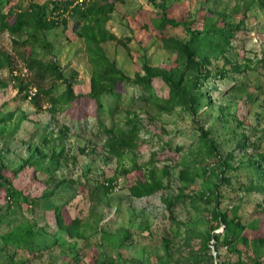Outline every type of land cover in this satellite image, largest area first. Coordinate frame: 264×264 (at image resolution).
Listing matches in <instances>:
<instances>
[{"label": "rangeland", "instance_id": "1", "mask_svg": "<svg viewBox=\"0 0 264 264\" xmlns=\"http://www.w3.org/2000/svg\"><path fill=\"white\" fill-rule=\"evenodd\" d=\"M45 1L0 0V8ZM107 1L113 11L87 21L66 13L67 26L39 38L0 34V170L32 198L13 201L0 191V264L234 262L238 254L223 245V225L219 241L211 238L216 209L237 212L248 225L245 255L264 264V0H87L86 6ZM162 17L190 30L163 27ZM89 28L93 40L102 31L121 39L98 44L134 83L119 82L121 99L103 97L112 111L99 115L94 101L83 107L76 100L49 104L46 97L36 106L31 96L40 87L55 84V97L69 85L75 94L92 90L91 49L81 35ZM15 39L31 40L28 53L57 62L65 79L39 83ZM196 41L205 46L194 55L199 66H190L183 47L194 49ZM150 69L171 74L184 93L200 94L197 103L166 104L172 91L160 77L152 92L161 99L152 101L136 81ZM124 131L122 144L115 135ZM147 183L162 187L140 198L130 194L131 185ZM46 202L60 207L66 223L81 219L83 235L61 231ZM30 223L38 233L33 248L29 239L21 246L5 242V234Z\"/></svg>", "mask_w": 264, "mask_h": 264}, {"label": "trees", "instance_id": "2", "mask_svg": "<svg viewBox=\"0 0 264 264\" xmlns=\"http://www.w3.org/2000/svg\"><path fill=\"white\" fill-rule=\"evenodd\" d=\"M114 8L115 5L113 1H107V3L104 5L96 4L88 7L86 6V3L84 6L74 5L73 0H49L43 3L35 2L31 3L26 9H23L22 7H11L7 11H4L2 8H0V34L6 31L13 34L29 32L32 37L37 36L39 38L41 35L44 36L45 31L54 29L61 24L67 26L68 18L64 17L66 13L71 15L77 14L81 20L87 21L89 20V17H92V15H104L113 11ZM161 21L162 23L160 25H163V27L169 25H181L185 29L190 30V28L185 23L180 21L167 19L165 17H162ZM29 28H31V31ZM90 29L91 28L84 29L81 31V35L85 38L88 47L91 49L90 61L93 65V73L91 77L92 90L85 94H75L71 85H69L66 89V94L55 97L53 95L55 84L51 85L47 89L40 87L37 93H34V95L31 96L32 102H34L36 106H39L40 102L45 100L46 97V100L49 102V104L64 103L65 105H70V103L76 100L83 107L89 106V104L94 101L96 105L95 114L99 115L102 110L106 112L112 111L110 106L102 100L103 97L106 95H112L118 100L121 99L122 92L117 86L119 82L128 81L130 83H134L128 78H124L122 71L117 68L114 60L109 58L105 48L98 44L99 42L104 43L109 40H115L117 43L120 42L123 44L121 39L117 38L114 33L102 31L101 33H98L100 34V38L96 41L92 39L93 35L89 31ZM195 43L196 45L194 46V49H190L188 46L183 47L187 65L190 66H199V62L194 59V55L197 49H202L205 46L200 41H196ZM14 44L18 47L24 48L25 53L23 55V59L25 64L29 70L33 71L34 77L39 83H43L47 80H53L56 82L58 80L65 79L62 69L57 62H46L42 59L32 56V53H28L27 50H29L31 47V40L28 41L15 39ZM48 46L51 47L50 42L48 43ZM157 77L162 78L167 82V84L170 85L172 93L164 101L170 106L171 104L178 103L181 100H184L186 104L189 103L191 106L197 103L198 98H200V94L198 93H196V95H193L191 92L186 94L182 90L178 89V83L174 81L172 75L168 72L150 69L147 71L145 76H138L136 81L148 90L149 96H152V101H158L161 99L158 96H154V93L152 92L153 81ZM193 90L191 91L193 92ZM138 128L139 127L134 126L130 130V139H133L137 136ZM111 131L112 130L109 132ZM127 133L128 131H124L118 133L115 136L119 138L122 144H124L127 143V141L123 140V137L126 136ZM261 166H263V163H261ZM105 186L107 189H112L113 179H108L105 183ZM161 187V183L134 184L130 186V194L133 197L140 198L153 194ZM4 190L7 198L10 200H16L18 202L22 200L30 202L32 200L31 197L22 194V192L16 188L13 179L5 177L0 170V191ZM45 205L46 209H53L55 211L54 218H56V223L58 224V227L61 231H65L70 235L81 234L80 231H77L81 225V219L75 218L70 223H66L59 206L53 205L49 202H46ZM212 218L216 222V225H212L214 233L211 235V238H216L218 242L220 235H225L223 245L228 244L229 250L238 254V257L234 262L228 261L225 258L221 259L215 264H263V262L260 260L245 255L244 248L247 247L248 237L244 232L248 225L241 221L236 211L231 215L229 212L216 209L213 212ZM30 224L9 231L7 234H5L3 239L6 240L5 242L7 244H12L15 246H21L23 239H29L28 248H33L34 241L38 236V233L35 229V225ZM222 225L224 227L223 232H221V234L216 233ZM82 235L83 234L80 236ZM219 256L221 257V255Z\"/></svg>", "mask_w": 264, "mask_h": 264}, {"label": "built area", "instance_id": "3", "mask_svg": "<svg viewBox=\"0 0 264 264\" xmlns=\"http://www.w3.org/2000/svg\"><path fill=\"white\" fill-rule=\"evenodd\" d=\"M87 0H73L74 5L84 6Z\"/></svg>", "mask_w": 264, "mask_h": 264}]
</instances>
